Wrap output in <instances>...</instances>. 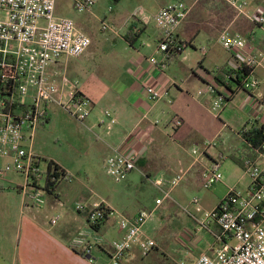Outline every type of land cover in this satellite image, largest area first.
<instances>
[{
  "label": "crops",
  "instance_id": "crops-1",
  "mask_svg": "<svg viewBox=\"0 0 264 264\" xmlns=\"http://www.w3.org/2000/svg\"><path fill=\"white\" fill-rule=\"evenodd\" d=\"M174 1H183L190 9L178 30L179 39L191 44L189 49L195 51L197 41L210 42V50L203 55L205 58L209 57L213 47L211 44L215 45L214 47L217 44L221 46L219 43L221 34L225 30L230 31L234 22L223 8V3L229 8L233 7L226 0H161L149 18L136 20L135 23L126 16L103 19V26L108 27L104 30L102 26V31L106 33L103 52L92 48L94 42L90 26L93 23L84 21L83 29L92 40L90 48L83 56L75 59V62L62 60L54 67L59 74L57 77L59 98L66 102L78 91L92 102V112L84 121V138H93L89 140V146L94 147L93 158L99 163H104L105 167L107 158L117 149L128 155L134 151L139 153L136 169L125 180H135L136 172H141L145 178L144 183L148 186L147 194L141 198L139 193L138 197L121 209L118 218L124 216L133 219L143 210L151 211L156 208L144 226V236L155 240L157 246L144 256L140 246L135 244L121 264H179L168 250L167 240L170 236L164 217L180 218L176 212L182 206L185 209H192L188 214L197 224L198 219H202L219 206L231 188L247 191L250 179L247 184L242 185L248 175L244 167L236 164L231 158L236 157L243 162L245 159H252L264 163V154L260 156L258 149L243 137L245 132L264 126V68L257 67L255 71L262 80L259 96L252 97L247 91L232 87L236 93L226 103L219 116L212 111L214 96L206 94L198 101L191 100L190 90L193 86L189 78L183 77V74L188 76L187 68L183 66L182 72L177 69L179 64L182 66L185 61L190 60L189 49L185 54L172 60H166L165 55L159 52L162 33L154 17L161 8ZM95 5L85 13H93ZM263 6L264 0H250L249 7L252 11ZM109 10L112 11L111 7ZM246 20L254 24L248 18ZM260 32L262 31L256 28L250 33V37L256 41ZM222 49L225 50L223 47ZM246 49L251 54L260 52L257 48L250 51L248 42ZM152 57L158 60V64L151 63ZM211 59L215 63L213 69H206L205 60L200 62L195 72L190 67L194 80L199 83L197 92L210 80L208 76L210 71L222 68L230 62L229 56L223 60L218 54ZM70 84L74 86L73 92L67 90ZM147 85L167 88L168 96L156 103L150 101L146 93ZM237 98L240 112L233 113V110L230 111L228 108ZM176 103L179 108L173 112L170 107ZM50 105L56 104L45 106L46 117L41 126L49 121L47 112ZM106 111L111 113L115 123H111L110 118L105 116ZM168 113L171 114V118L166 120ZM208 113L220 118L224 126L234 132L240 142L232 135H224L225 142L208 141V138L215 134ZM226 113L227 116L223 117ZM176 118H180L183 125L188 120L196 124L188 141L190 139L201 141L204 148L201 152L192 150L196 156L193 160L186 159L179 150L177 138L183 125L174 128L173 121ZM159 119H165L166 124L156 125L155 121ZM221 133L223 131L220 130L214 137L220 138ZM221 144L227 146L228 153L219 149ZM212 147H217L219 151L213 152ZM228 159L233 161L236 167H241L244 174L236 180L220 182L223 189L212 190L219 183L211 189H205L204 174L215 166L220 169L223 162ZM11 162V158L0 157V170ZM13 173L9 172L5 177H0V264H92L85 257L83 249L75 250L72 247L74 238L80 232L88 233L89 230L85 212H80L77 208L82 202L78 200L74 206L64 202L63 194L60 193L63 184L61 182L57 191L51 194L44 188L28 182L27 179L23 185ZM231 173L237 176L238 172L231 167ZM179 174H183V180L175 187L163 186V189L170 191L171 197L157 207L156 200L162 196V192L154 181L162 177L171 179ZM37 192L42 195L40 201L35 199ZM79 192L81 196L84 195V199L89 200L85 192ZM195 199L198 200L197 203L194 202ZM95 202L116 213V205L110 197L89 204ZM57 215H60L59 221L52 224V218ZM118 220L108 219L95 235L103 237L108 243L121 239L123 233L118 227ZM219 235L220 228L214 222H210L206 227L198 228V232L193 234L190 241H183L181 246L186 254L196 252L199 245L205 246V250L197 253L188 264H193L203 254L213 255L220 246ZM92 255L96 259L93 264H110L111 248L109 244L98 245L94 247Z\"/></svg>",
  "mask_w": 264,
  "mask_h": 264
},
{
  "label": "built area",
  "instance_id": "built-area-1",
  "mask_svg": "<svg viewBox=\"0 0 264 264\" xmlns=\"http://www.w3.org/2000/svg\"><path fill=\"white\" fill-rule=\"evenodd\" d=\"M98 1L73 0L78 13L87 12ZM226 1L239 15H244L264 33V6L252 11L250 0ZM189 11L185 2L174 1L161 8L154 17L162 33L159 52L165 55L166 60L185 54L191 46L178 37V30ZM107 28L103 26L104 30ZM91 43L90 36L78 29L74 19L57 14V0H0V157L12 159L0 170L1 178L9 172H17L24 175L28 182L45 188L48 166L42 170L40 157L28 150L27 144L31 142L32 136L28 138L25 133L34 134L45 120V106L49 104L61 106L81 122L90 116L92 102L80 92L77 91L66 102L59 98V74L54 67L64 58H80ZM219 43L231 55L225 67L233 70L240 69L243 64L253 67L249 76L242 80L240 89L252 97H258L262 80L255 71L257 67L264 68V52H247L246 39L228 30L221 34ZM201 52L206 55L207 49L202 48ZM150 61L158 64L155 57ZM219 69L208 73L210 80L198 92L201 96H214L212 111L218 116L232 95L229 89L215 84L214 77ZM146 93L148 99L156 103L168 96V89L147 85ZM105 116L115 123L109 111L105 112ZM159 123V120L155 121L156 125ZM182 125L180 118L173 121L174 128ZM258 154H264V144L258 148ZM138 157V152L128 155L117 149L106 160L107 171L117 182H121L136 169ZM244 169L250 179L247 191L231 188L216 209L197 220L202 228L214 222L220 228L221 235L218 237L220 246L214 254H203L193 264H264V163L245 159ZM203 178V187L211 189L222 182L223 175L215 166ZM68 179L69 175L64 178ZM182 180L183 174H179L171 179L162 177L154 181L162 192V196L156 200L157 207L171 197L170 191L163 189V186L175 187ZM41 198L42 195L37 192L36 201ZM77 208L87 214L88 226L92 228L101 226L115 214L96 202L78 204ZM155 211L156 208L143 210L133 219L121 216L118 227L123 237L119 240L108 243L96 235L91 241L90 233L80 232L74 238L72 247L75 250L83 249L85 257L92 264L96 262L92 255L94 247L104 244H109L111 248L110 264H121L135 244L147 256L157 243L144 236V226ZM59 219V215L53 218L52 224H56Z\"/></svg>",
  "mask_w": 264,
  "mask_h": 264
},
{
  "label": "rangeland",
  "instance_id": "rangeland-1",
  "mask_svg": "<svg viewBox=\"0 0 264 264\" xmlns=\"http://www.w3.org/2000/svg\"><path fill=\"white\" fill-rule=\"evenodd\" d=\"M161 1V0H160ZM154 0H99L98 4L95 5L93 13H78L74 8L73 0H57V14L64 17H70L74 19L78 29L86 31L83 29L84 21H90L93 23L91 27L93 33V44L94 48L98 52H103L105 48V38L106 33L102 31V20L107 18H112L115 16H126L131 18L135 23L138 20L147 19L150 17L153 9L160 2ZM112 9L110 11L109 9ZM223 8L226 9V12L231 16V19L234 21L232 27L229 29L232 33H240L243 35L249 45L250 51H255L254 48L259 49L264 52V33L260 32L259 39L254 41L250 37V33L258 28V26L248 22L244 15H239L235 9H232L226 3H223ZM137 20V21H136ZM259 32V31H258ZM210 42H205L203 40L197 41L196 51L192 48L189 49L190 60L185 61L181 66L179 64L177 69L182 72L183 66L187 68L188 76L183 74V77H187L192 84L193 89L190 90V99L191 100H200L203 96L199 95L197 92L199 83L194 80L192 73L190 71L193 68L194 72L199 68V64L202 60H205L206 69H213L215 66L214 61L211 59L214 55L218 54L224 60L231 55L222 47L217 44L212 45L211 55L207 58L201 53V49L205 48L210 50ZM254 47V48H253ZM63 61H72L75 62V59L64 58ZM191 67V68H190ZM185 72V71H184ZM211 72V71H210ZM69 92L74 91L73 84L68 85ZM239 99L229 106V110H233V113L239 111ZM169 109L168 106H166ZM176 108H179V105L176 103L171 106L170 109L175 112ZM211 119V128L215 131V134L210 136L208 141H215L220 143L224 141V135H232L236 141H239L235 137V133L232 132L228 127L220 121V118H216L212 113H208ZM47 116L49 118L48 123L40 125L32 135L30 132H26V137L30 138L32 136L31 142L27 144L28 150L34 151L36 154L42 156L44 159H41L42 170L47 169V161H55L61 167H63L68 175V180L61 181L60 193L63 194V201L69 202L70 206H74L76 201H80L83 204H88L93 201H100L102 198L110 197L111 201L116 205V213L111 217L112 220L117 221L118 215L121 213V209L133 201L138 194L141 198L146 196V189L148 186L145 185V178H143L141 172H136L137 179L135 180H123L117 182L107 171V167H104V163L97 162L94 159V147L89 146V142L93 140L91 137L84 138V122L76 119L68 110L62 108L59 105H50L48 108ZM227 116V113L223 116ZM171 118V114L168 113L166 120ZM165 119L160 121V126L165 125ZM196 124L193 121H187L181 128V133L179 138H177V143L179 144V150L186 159L193 160L195 155L192 150L196 149L199 152L203 151L204 144L201 141L189 140L188 138L192 131H194ZM223 131L220 135V138H215L217 132ZM234 133V134H233ZM91 134H89L90 136ZM91 139V140H90ZM90 140V141H89ZM225 142V141H224ZM220 150L226 151L228 153L227 146L224 147L223 144L220 145ZM217 147H212L213 152H218ZM231 167L235 168L237 173H231ZM219 172L222 173L223 179L222 182H226L228 179H238L240 175L244 174L241 167H236L235 163L230 159L223 162ZM11 173V172H10ZM9 174V173H8ZM7 174V175H8ZM16 178L20 183L25 184L26 178L20 174L14 172ZM245 176V175H244ZM70 181V182H69ZM69 182V183H68ZM249 182V177H245L242 185L244 186ZM147 183V182H146ZM44 181L41 182L43 186ZM148 184V183H147ZM217 188L223 189L222 183H219L212 190ZM79 191L85 192L89 200L84 199V195L81 196ZM229 193V192H228ZM69 196V197H68ZM193 198V196H191ZM79 203V204H82ZM188 209V210H187ZM179 208V211L176 214L180 218L174 216H165L164 222L167 224V231L170 239L167 243L168 250L175 258V261H178L179 264H188L195 255L201 251L205 250V246L199 245L196 248V252L193 254H186L185 249L182 248L183 241H190V238H193V234L198 232V228H201L200 223L197 221V224L189 217V211L191 208ZM197 209V207H196ZM87 216L86 213L84 214ZM58 216V215H57ZM60 216V215H59ZM54 218V217H53ZM52 218V219H53ZM119 221V220H118ZM57 224V223H56ZM88 233H90V240L93 241L96 237L95 228L88 227ZM95 231V232H94ZM156 237L160 238L156 235ZM190 248V247H189Z\"/></svg>",
  "mask_w": 264,
  "mask_h": 264
},
{
  "label": "trees",
  "instance_id": "trees-1",
  "mask_svg": "<svg viewBox=\"0 0 264 264\" xmlns=\"http://www.w3.org/2000/svg\"><path fill=\"white\" fill-rule=\"evenodd\" d=\"M253 67L243 64L240 69L233 70L229 67H222L219 69L217 76L214 77V82L218 87L229 89L232 93L230 99L236 93V90H232V87L236 89H240L242 85V80L245 79L251 71ZM221 93V92H220ZM243 137L246 139L248 143H250L255 148H260L264 144V126L254 128L252 131L245 132ZM236 164L244 167V162L240 159L233 157L231 158ZM47 179L45 184V190L48 193H55L59 187V183L64 180L65 177L68 176L67 171L62 169L57 163L54 161H48V169H47ZM101 226L94 227L96 230H99Z\"/></svg>",
  "mask_w": 264,
  "mask_h": 264
}]
</instances>
